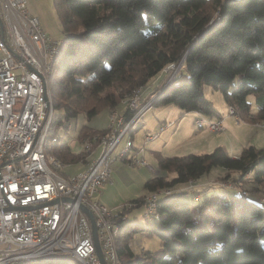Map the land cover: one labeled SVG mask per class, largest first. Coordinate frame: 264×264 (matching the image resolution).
I'll use <instances>...</instances> for the list:
<instances>
[{
    "label": "trees",
    "instance_id": "trees-1",
    "mask_svg": "<svg viewBox=\"0 0 264 264\" xmlns=\"http://www.w3.org/2000/svg\"><path fill=\"white\" fill-rule=\"evenodd\" d=\"M54 1L64 37L49 69V136L60 139L47 145L48 154L80 162L84 149L76 153L65 140L70 121L80 114L92 118L100 106H116L113 87L129 91L160 72L164 75L150 92L159 91L154 105L175 103L186 112L218 114L205 94L209 85L245 120L264 121V0ZM180 62L164 84L174 71L165 68ZM249 94L255 95L256 115ZM125 112L127 118L133 114ZM92 133L84 124L79 141L84 144ZM214 168L225 177L207 182ZM144 187L145 194L117 212L125 216L116 237L121 264H142L132 247L137 234L162 240L161 251L142 249L146 264H264V145H245L237 157L222 146L160 156L158 172ZM154 192L156 214H146L143 224L129 221L127 212ZM22 264L79 263L71 256L46 255Z\"/></svg>",
    "mask_w": 264,
    "mask_h": 264
},
{
    "label": "built area",
    "instance_id": "built-area-1",
    "mask_svg": "<svg viewBox=\"0 0 264 264\" xmlns=\"http://www.w3.org/2000/svg\"><path fill=\"white\" fill-rule=\"evenodd\" d=\"M60 43L28 13L26 0H0V264H22L46 255L102 264L83 206L93 213L106 263L121 264L116 237L125 227V216L118 217L94 194L111 181L115 147L125 133L139 128L154 101L140 108L142 86L134 88L123 99L133 114L127 118L125 111L110 112L109 133L100 146L84 142L85 157L78 162L84 167L65 171L74 163L46 151L48 144L60 139L49 136L53 116L49 69ZM181 65L165 68H174L170 80ZM228 113L236 115L235 107L229 106ZM196 121L209 131L224 129L221 118L200 115ZM172 124L167 121L161 128ZM132 146L131 138L121 153L124 160ZM134 155L129 158L133 164L149 165L143 156ZM157 199L158 192L146 196L147 215L156 214Z\"/></svg>",
    "mask_w": 264,
    "mask_h": 264
},
{
    "label": "rangeland",
    "instance_id": "rangeland-1",
    "mask_svg": "<svg viewBox=\"0 0 264 264\" xmlns=\"http://www.w3.org/2000/svg\"><path fill=\"white\" fill-rule=\"evenodd\" d=\"M26 5L28 13L39 19L46 33L50 34L54 39H63L64 31L62 19L57 11L54 0H26ZM171 76L172 73L164 78V84L169 82ZM148 84L141 87L143 104L149 100L155 101L159 94V91L155 94H150L154 86L149 90L147 87ZM156 84H158V82ZM133 89L120 92L117 86L113 87L111 90L116 91L115 94L118 97L116 99L119 100L116 106H100L98 113L92 118H87L86 115L80 114L76 119L70 121L69 132L65 135V140L74 152L79 153L84 148L83 142L78 139L79 130L84 124L91 127L93 131L95 130V133L88 134L84 142L90 141L93 148H98L100 146L109 133V113L114 110L121 111L122 109H120V107L128 103L125 101L123 102V99L129 95ZM205 94L206 97L213 102L214 107L221 116L220 118L224 125L222 131L207 132V130H202V126L196 121L197 115H194L191 111H184L183 108L175 103L152 105L147 108L143 114V126L138 130L125 133L124 137L115 147L113 151L115 159L111 163V181L99 187V191L94 194V198H98L114 212H118L124 204H127L132 199L146 192L144 187L145 182L158 172V158L160 156H178L199 151L211 152L219 145L231 155L232 152L241 150L243 146L247 144H255L257 146L264 145V123H251V121L245 120L239 113H237L238 115L229 114V105L225 101L220 90L213 89L211 86L206 85ZM248 99L252 103V112L257 111L258 107L255 103V95L249 94ZM143 106L144 105L140 108ZM201 115L207 118L214 114ZM237 119L239 121H237ZM169 120H174L176 124L160 130L162 122ZM146 134H153L155 138L152 141H146ZM131 138L134 146H132L124 160L121 153L126 146L127 140ZM202 143L203 145H200ZM135 146L145 147L146 152L139 150V148L135 151ZM155 150H159L158 155L155 154ZM134 152H138L136 154L139 158L144 156L151 167L149 165H141L140 163L133 164L129 158L135 156ZM82 167L83 164L70 165L65 167V171L74 173ZM224 173L225 172L219 171V168H214L212 174L209 175L206 180L208 182L217 179L218 176L225 177ZM223 185L231 186L232 184L224 182ZM246 186H249V183L246 184ZM259 194L261 193L258 192V195ZM127 218L129 221H138L141 224L145 223L147 219L146 206L142 205L131 209L127 212ZM132 247L142 258L139 263L146 264L149 261L148 254L144 253L142 249L150 252L161 251L162 240L155 234H137L132 241ZM71 261L77 262V259L71 257Z\"/></svg>",
    "mask_w": 264,
    "mask_h": 264
},
{
    "label": "crops",
    "instance_id": "crops-1",
    "mask_svg": "<svg viewBox=\"0 0 264 264\" xmlns=\"http://www.w3.org/2000/svg\"><path fill=\"white\" fill-rule=\"evenodd\" d=\"M163 75H164V73L162 72H160L159 74H157L156 76H154L153 78H151L150 80H149V84H148V89L150 90L162 77H163ZM146 103V102H145ZM144 103V104H145ZM122 105V104H121ZM142 105H143V103H142ZM154 105V104H153ZM140 106H141V104H140ZM120 109H122L121 111L120 110H116V111H118V112H123V111H126V109H127V105L125 104H123L121 107H120ZM147 110V109H146ZM145 110V111H146ZM145 113V112H144ZM186 113V112H185ZM190 113V112H189ZM191 113H193L194 115H197L196 116V120H197V118L201 115L200 113H198V112H196V111H191ZM110 114V113H109ZM187 114V113H186ZM257 114V111H253L252 112V115H256ZM221 116H220V114L218 113V114H214V115H212V116H208L207 118L208 119H211V120H215V119H218V118H220ZM169 121H172L173 122V124L172 125H169V126H173V125H175L176 124V122L174 121V120H169ZM165 122H167V121H164V122H162V124L163 123H165ZM250 122V121H249ZM251 123H256V124H262V123H264V121H251ZM143 124H144V122H142V124L139 126V128H137L136 130H138V129H140V127H142L143 126ZM162 124H161V126H162ZM108 125H109V115H108ZM161 126H160V130H163V129H166V128H168L169 126H166V127H164V128H161ZM200 126H202V130H207V132H213V131H209L204 125H200ZM135 131V130H134ZM133 135H134V133H133ZM147 136V137H146ZM150 136H152V137H150ZM148 137H150L149 139H147ZM155 138V135H153V134H146L145 135V140L146 141H152L153 139ZM152 143V142H151ZM154 144V143H153ZM200 145H203V143L202 144H200ZM248 145V144H247ZM255 145V144H254ZM220 146V145H219ZM143 147V146H142ZM142 147H137V146H135V151L138 149V148H142ZM217 147V146H216ZM144 148V151L143 152H146L145 151V147H143ZM156 152H155V154L156 155H158V153H159V150H155ZM240 152H241V150H236V151H234V152H232V154H231V156H234V157H237L239 154H240ZM134 153H138V152H134ZM191 153H199V154H202V153H207V152H201V151H199V152H191ZM145 154V153H144ZM156 155H155V157H156ZM144 157V156H143ZM145 158V157H144ZM75 164H78V163H74L73 165H75ZM83 167H84V165H83ZM82 167V168H83ZM81 169V168H80ZM158 170V169H157ZM153 177V176H152ZM146 193V192H145ZM144 193V194H145ZM143 195V194H142Z\"/></svg>",
    "mask_w": 264,
    "mask_h": 264
},
{
    "label": "water",
    "instance_id": "water-1",
    "mask_svg": "<svg viewBox=\"0 0 264 264\" xmlns=\"http://www.w3.org/2000/svg\"><path fill=\"white\" fill-rule=\"evenodd\" d=\"M82 208L88 214V216H89V218L91 220V223H92V232H93V237H94V240H95V247H96L97 254L100 257V259L102 261V264H107L106 260L104 258L102 249H101L99 236H98V230H97V226H96V223H95V219H94L93 213L85 206H83Z\"/></svg>",
    "mask_w": 264,
    "mask_h": 264
}]
</instances>
